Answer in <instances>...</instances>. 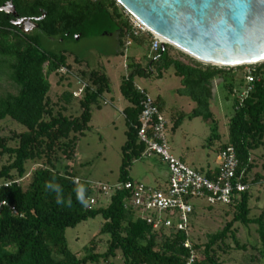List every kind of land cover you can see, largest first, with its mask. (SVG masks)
Listing matches in <instances>:
<instances>
[{"label": "trees", "instance_id": "obj_1", "mask_svg": "<svg viewBox=\"0 0 264 264\" xmlns=\"http://www.w3.org/2000/svg\"><path fill=\"white\" fill-rule=\"evenodd\" d=\"M7 1L13 2L17 16L0 9V73H7L17 91L0 95V132L6 118L25 129L14 132L12 137L18 140L16 146L7 145V137L0 136V152L8 153L11 159L4 164L0 162V198L9 203L0 209V264H87L108 260L116 256L118 250L122 252L123 264H187L199 246L185 231L153 230L146 220L136 217L133 208L125 206L129 195L126 188L116 189L106 205H95L102 192L94 190L92 182L78 176L70 164H58V150L67 158H73L79 135L90 127L91 107L100 104L99 97L110 89V79L105 73L92 69L88 77L90 83L82 81L86 85L78 98L81 114H54L48 98L49 75L67 65V57L43 48L39 34L26 32L14 22L31 19L48 36L78 33L82 37L90 25H99L107 27L101 33L117 30L120 37H125L124 42L121 41L124 46L128 33L132 40L139 42L143 37L131 32L125 8L117 0H0V7ZM148 35L152 47V35ZM169 47L170 44L164 49L161 46L157 50L151 48L150 62L157 64L158 77L162 76L163 69L175 68L183 85L179 91L196 102L191 116L211 120V139L218 137L217 122L211 110L214 79L222 77L230 92H237L229 121V140L220 150L228 145L235 147L239 159L237 174L251 184L252 151L264 140V62L251 65L246 76H252L253 81L247 80L245 91H236L234 71L214 64L205 65L195 58L185 62L172 56ZM151 64L150 68H142L136 63L121 85L123 95L132 102L125 109L128 138L123 145L121 183L132 180L129 167L134 159L142 157L146 147L138 138L143 95L133 84V74L149 75ZM73 92H63L66 104L78 97ZM43 157L44 163L33 171L29 184L24 187L21 179L26 174L27 161ZM215 172L216 169L207 171V175L213 177ZM91 196L96 198L94 203L90 202ZM251 197L247 189L234 198L231 203L235 208L233 219L222 230L210 234L205 243L206 262L222 264L214 247L219 243L221 247L227 246L229 236L235 238L237 247L246 246L236 239L233 225L237 221L257 224L262 242L259 251L264 257V210L258 217H250ZM10 205L16 207L17 213ZM98 215L104 218L100 233L109 235L107 250L95 252L96 242L92 241L93 245L86 246V253L79 256L70 249L66 230ZM186 240L191 241V247L185 245ZM197 261L196 257L193 263Z\"/></svg>", "mask_w": 264, "mask_h": 264}, {"label": "rangeland", "instance_id": "obj_2", "mask_svg": "<svg viewBox=\"0 0 264 264\" xmlns=\"http://www.w3.org/2000/svg\"><path fill=\"white\" fill-rule=\"evenodd\" d=\"M22 30L39 34L40 45L55 53H63L67 57V65L60 67L49 75L51 89L48 93L54 114L80 115L82 107L78 97L71 98L65 103L63 92L65 90H77L84 81L90 83L89 73L92 69L105 73L110 79V89L99 97L100 104L91 107L92 116L89 128L80 134L73 158L69 159L61 151H57L58 164H70L78 176L87 178L92 183H105L115 187L119 183L120 167L123 161V145L128 138V123L125 109L132 102L127 99L121 90L124 79L134 70L136 63L142 68H150L151 36L142 34V41L133 39L131 45L124 49L125 37H120L119 32L101 33L107 27L90 25L86 34L76 38L78 33L72 36L55 35L48 36L40 29L32 28ZM34 29V30H33ZM171 55L192 62L191 55L181 49L170 45ZM151 55V56H150ZM196 59V58H195ZM203 62V61H201ZM203 64H210L203 62ZM246 64L235 67H226L227 70L236 73L234 77L235 90L245 91L247 84L246 72L251 68ZM64 67V68H63ZM152 73L145 75L135 72L133 74L134 86H141L149 93L167 120V141L171 152L180 157L190 166L202 173H207L208 166L214 167L218 163V154L221 145L229 140V121L234 113V97L237 92H230L222 77L213 81V97L211 99V110L217 122L218 137L211 139L212 123L201 116L192 117L191 112L196 102L179 89L183 86L181 76L178 75L173 66L162 70V76H157V64H151ZM242 81V82H241ZM7 91L16 92L13 82L6 72L0 73V95ZM178 121L177 125H175ZM3 129L0 136L7 137V145L16 146L18 140L13 138L14 132H20L25 127L11 118L2 121ZM2 147L0 146V151ZM253 168L249 172L251 181L249 191L250 217H258L264 210V140L261 146L252 151ZM10 155L0 152L1 164L9 162ZM45 157L29 160L26 163L27 171L21 179L22 185L27 187L33 171L41 166ZM132 180L142 182L145 185L156 187L163 184L169 175L168 166L157 155L151 157H139L133 160L129 170ZM110 193L100 195L95 205H106L109 202ZM195 212L192 214L189 232L194 244L199 246L196 251L198 261L192 264H210L206 262L204 246L210 234L222 230L234 217L235 208L231 204L217 203L209 205L206 198L192 199ZM104 222L102 215L82 221L74 227H68L66 236L70 249L83 256L86 246L93 245L95 241V252H105L108 247V234L100 233ZM237 242L233 236L226 240L227 246L215 245L216 255L222 264H264V257L259 249L262 242L257 230V224H245L237 221L233 225ZM256 245L258 248H254ZM124 258L120 250L117 255L108 260L101 259L97 262L87 264H123Z\"/></svg>", "mask_w": 264, "mask_h": 264}, {"label": "built area", "instance_id": "obj_3", "mask_svg": "<svg viewBox=\"0 0 264 264\" xmlns=\"http://www.w3.org/2000/svg\"><path fill=\"white\" fill-rule=\"evenodd\" d=\"M125 14L128 16L131 32L135 35L151 34V48L157 50L163 39L126 9ZM132 42L130 33H128L124 49L126 50ZM247 80L251 82L253 77L248 75ZM85 85L82 82V85L74 90V95L80 96ZM137 88L143 95L137 126L138 138L146 145L142 157L159 156L168 166V179L156 187L130 180L125 183L119 182L115 187L105 183H92L93 189L101 191L102 195L110 193L111 196L116 189L126 188L129 190V195L126 197L125 206L133 208L136 211V217L146 220L153 230H164L167 233L183 230L190 235L189 219L195 212L192 199L206 198L209 205L231 204L235 197H239L242 192L250 188V184L245 183L242 176L237 174L239 159L233 145L220 150L219 164L213 177L190 166L172 153L166 135L167 120L160 106L144 88L141 86ZM1 186L2 183H0V188ZM95 201V196H91L90 202ZM5 205H9L8 201L0 198V209ZM10 207L14 213H17L14 205ZM185 245L191 247L192 243L186 240ZM196 257L197 254L193 252L187 264H192Z\"/></svg>", "mask_w": 264, "mask_h": 264}, {"label": "water", "instance_id": "obj_4", "mask_svg": "<svg viewBox=\"0 0 264 264\" xmlns=\"http://www.w3.org/2000/svg\"><path fill=\"white\" fill-rule=\"evenodd\" d=\"M163 42L226 67L264 62V0H117ZM17 16L12 1L0 7ZM26 30L36 24L31 19ZM80 35H76L79 38Z\"/></svg>", "mask_w": 264, "mask_h": 264}, {"label": "crops", "instance_id": "obj_5", "mask_svg": "<svg viewBox=\"0 0 264 264\" xmlns=\"http://www.w3.org/2000/svg\"><path fill=\"white\" fill-rule=\"evenodd\" d=\"M160 109H161V107H160ZM173 153V152H172ZM219 155V154H218ZM183 159V158H182ZM218 164H219V157H218V163L214 166V167H211L210 165L208 166V171H210V170H215V169H217V167H218ZM166 182V181H165ZM164 182V183H165Z\"/></svg>", "mask_w": 264, "mask_h": 264}, {"label": "flooded vegetation", "instance_id": "obj_6", "mask_svg": "<svg viewBox=\"0 0 264 264\" xmlns=\"http://www.w3.org/2000/svg\"><path fill=\"white\" fill-rule=\"evenodd\" d=\"M33 22H34V24H36L35 27H34V29L38 28L37 23H36L35 21H33ZM23 24H25L24 21L21 22V23H19L20 27H22ZM34 29H33V30H34Z\"/></svg>", "mask_w": 264, "mask_h": 264}]
</instances>
